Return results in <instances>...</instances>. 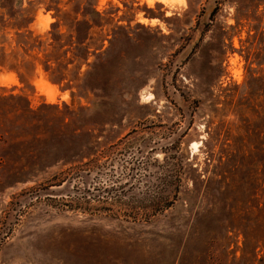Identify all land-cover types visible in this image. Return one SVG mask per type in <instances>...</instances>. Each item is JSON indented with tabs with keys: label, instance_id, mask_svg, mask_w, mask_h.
Returning a JSON list of instances; mask_svg holds the SVG:
<instances>
[{
	"label": "rangeland",
	"instance_id": "374dc122",
	"mask_svg": "<svg viewBox=\"0 0 264 264\" xmlns=\"http://www.w3.org/2000/svg\"><path fill=\"white\" fill-rule=\"evenodd\" d=\"M0 4L7 52L21 27L50 53L74 17L88 50L70 87L41 52L0 66V264H264V0ZM83 162L71 184L117 178L136 205L156 173H182L178 198L146 222L51 201Z\"/></svg>",
	"mask_w": 264,
	"mask_h": 264
},
{
	"label": "trees",
	"instance_id": "16d2710c",
	"mask_svg": "<svg viewBox=\"0 0 264 264\" xmlns=\"http://www.w3.org/2000/svg\"><path fill=\"white\" fill-rule=\"evenodd\" d=\"M89 5L90 9L85 7L81 10L82 15L91 13L99 16V12L93 7V3L89 2ZM11 6L9 7L11 8ZM4 8L6 9L3 4H0V9ZM77 8L73 9L75 13L80 10V7ZM59 11L60 8H57V12ZM59 21L60 19L53 23V30L45 34V37L51 40L49 43L52 47L50 53L45 52L46 47L41 48V44L45 41L42 39L43 35H34L32 31L28 30L20 33L18 30L21 27H16L14 49L7 52L3 41H0V66L9 69H21L26 62L37 60L38 54L41 52V56L46 57L43 67L47 71L48 78L56 83H64V85L70 87L71 79L69 78L68 66L74 60L75 51L79 50L80 52L88 53L87 48L83 45V40L78 38L79 23L87 21L85 18L78 20L77 17H74L72 25L69 26L70 33L68 35L58 29ZM62 40H66V42L62 43ZM32 51L34 53L30 54L29 52ZM81 58V64L86 63L87 54ZM33 67H35V63ZM0 114L2 113L0 112ZM3 133L7 132L6 129H3L0 121V141H3ZM95 164L94 162L90 166L87 162L77 163L57 172L58 174L53 176L54 183L47 184V187L55 185L60 188L57 196L49 197L51 201L54 200L56 204L62 207L70 209L80 208L83 210L90 208L91 202H96L98 207L95 206V208H98V211H108L111 215L120 216L128 220L146 222L173 205L178 198V185H175L172 191L166 189V187L175 180L180 182L182 173H163L162 175L161 173H156L160 176L156 175L152 180L146 181L147 188L142 192V197L138 201L139 204L136 205H132L135 197L129 195L128 191L124 189L125 183L120 182L117 178L104 183H93L86 180L80 182L79 178H77V181L71 184L72 178L77 176L75 174L83 173L81 170L85 171V169H88L87 172H89L90 168ZM39 191L37 190L36 194H39Z\"/></svg>",
	"mask_w": 264,
	"mask_h": 264
}]
</instances>
